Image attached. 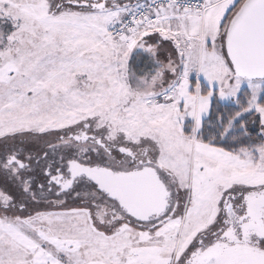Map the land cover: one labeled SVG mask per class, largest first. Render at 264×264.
<instances>
[{
    "label": "snow or ice",
    "instance_id": "snow-or-ice-1",
    "mask_svg": "<svg viewBox=\"0 0 264 264\" xmlns=\"http://www.w3.org/2000/svg\"><path fill=\"white\" fill-rule=\"evenodd\" d=\"M0 264H264V0H0Z\"/></svg>",
    "mask_w": 264,
    "mask_h": 264
}]
</instances>
